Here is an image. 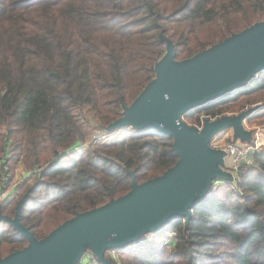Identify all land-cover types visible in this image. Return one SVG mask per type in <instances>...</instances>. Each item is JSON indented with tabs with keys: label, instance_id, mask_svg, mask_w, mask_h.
Returning a JSON list of instances; mask_svg holds the SVG:
<instances>
[{
	"label": "trees",
	"instance_id": "16d2710c",
	"mask_svg": "<svg viewBox=\"0 0 264 264\" xmlns=\"http://www.w3.org/2000/svg\"><path fill=\"white\" fill-rule=\"evenodd\" d=\"M262 20L264 0H0V178L5 160L11 168L20 161L40 169L21 223L42 239L78 213L128 193L132 171L142 183L174 166V138L153 128L66 153L85 141L76 108L87 106L110 125L154 79L167 50L162 37L185 60ZM263 93L264 71L184 119L201 125L243 110ZM168 229L176 230L173 249L144 236L138 249L109 264H264V148L235 183L216 180L188 223L179 217L155 233ZM28 242L0 220V258L5 245L9 254Z\"/></svg>",
	"mask_w": 264,
	"mask_h": 264
},
{
	"label": "water",
	"instance_id": "95a60500",
	"mask_svg": "<svg viewBox=\"0 0 264 264\" xmlns=\"http://www.w3.org/2000/svg\"><path fill=\"white\" fill-rule=\"evenodd\" d=\"M162 39L167 42V55L155 66L161 77L125 106V125L153 128L173 137L177 163L142 183L133 178L128 193L78 213L42 239L21 223L19 204L15 218H2L24 235L29 245L0 258V264H77L88 244L94 246L101 263L109 264L106 250L123 248L141 239L145 231H157L179 217L188 223L194 206L216 180H234L223 169L225 153L212 149L210 142L228 127L243 138V120L259 107L237 116L205 119L201 128L189 125L183 117L246 86L264 71V20L183 61H175L172 42Z\"/></svg>",
	"mask_w": 264,
	"mask_h": 264
},
{
	"label": "rangeland",
	"instance_id": "374dc122",
	"mask_svg": "<svg viewBox=\"0 0 264 264\" xmlns=\"http://www.w3.org/2000/svg\"><path fill=\"white\" fill-rule=\"evenodd\" d=\"M164 38L169 39L167 37H164ZM172 44L176 52V47L174 43ZM166 55H167V52L158 61V64H160V62ZM175 61H183V60H178L175 58ZM258 75H256L254 78L258 77ZM160 77H161L160 73L155 70V77L153 80L160 79ZM254 78H252V80ZM259 97H264V93L259 95ZM259 97L256 103L247 105L241 111L227 113V115L225 116H237L241 112L248 110L251 107H256V106L259 107L260 104L263 105L264 107V100H261ZM254 98L255 97H249L246 100V102L251 101ZM75 111L77 115L76 117L77 123L83 129L86 136H85L84 143L78 144L75 147V149L66 152V153H72L73 156H75V154H77L78 152L86 153L88 150L95 148L97 146H102L106 143L122 141L130 137L133 133L140 132L142 130V129L135 128L132 125H125V117H127V113H125V106L122 111V117H120L115 122L107 126L102 125L98 121L97 116H94V113L92 112V110L87 106L83 108H76ZM263 112H264V108L258 111V113L257 112L252 113L250 116L246 117L245 120H243L242 125L244 124L243 128L245 130V136L243 138H241L240 135L236 136L235 129L233 127H228L226 129L218 131L215 134V136H218L217 140L222 141L221 139L224 136L223 133L225 134V139L223 140V142L224 141H235L240 144L246 145L249 143L247 142V139H250V141L257 143V150L255 152L261 151L264 148V113ZM205 119H218V118H203V120ZM185 122L188 123L189 125L196 126L195 124H192L191 122H187V121ZM227 131L231 132V135L227 136L228 135L226 133ZM8 146H9V149L11 150L8 156H11L13 153L12 147L14 146V143H10ZM253 157L251 159V162L248 163L249 165L253 162ZM9 163L11 162L10 161L7 162V160H5L4 168L6 167L5 168L6 171L4 175L2 176L3 179L0 178V220L2 221V223H7V221H5L4 218H2V216H8L10 218H15L19 204H20L19 214L21 216V208L23 207V202H24L23 200H25V197L29 193V189L33 187L34 183L36 182V178H35V176L37 175L36 173L40 171V169H38L37 172H33L29 170L28 168H26V166H24V164L20 161L15 163L14 168L13 167L11 168L9 166ZM132 176L133 178H135V171H132ZM32 206H35V205L31 204V207ZM5 225H8V224H5ZM52 229H53V225H50L49 231H51ZM155 232L156 231L154 232L145 231L142 235V238L144 236H147L146 239H148L149 241H152L153 244L157 248L159 249L166 248L167 250H171L168 246L162 247V245L164 244L166 240L167 241L175 240L176 230L168 229L167 231L162 232V233H155ZM139 242H140V239L136 242H133L123 247L121 251H116L119 253V260L116 262L121 261V256L123 257L126 251L138 249ZM25 245L26 243L24 244L23 248L27 247L29 245V242L26 246ZM112 251L113 250L111 249L106 250L105 255H104L106 260L111 259ZM7 255H8V247L5 245L3 247L1 257L4 258ZM124 258L125 257H123V259ZM80 263L81 264H103L99 261L95 248L92 244H88L85 246L84 254L81 257V259H79L77 264H80Z\"/></svg>",
	"mask_w": 264,
	"mask_h": 264
},
{
	"label": "built area",
	"instance_id": "2783aa9c",
	"mask_svg": "<svg viewBox=\"0 0 264 264\" xmlns=\"http://www.w3.org/2000/svg\"><path fill=\"white\" fill-rule=\"evenodd\" d=\"M259 107H263V105L260 104ZM201 126H198V128H201ZM212 147L214 149L222 150L225 153L227 162L225 163L223 169L228 171L234 178V180L230 182L235 183L237 181V177L240 173L241 167L251 162L252 152H255L257 150V143L254 142L243 145L235 141L223 142V141L215 140L214 142H212ZM174 242L175 240H170V241L166 240L162 245V247L168 246L170 249H173ZM111 250H113L111 253V259H109L108 261L109 262L111 260L118 261L119 253L116 251L119 250L118 249H111Z\"/></svg>",
	"mask_w": 264,
	"mask_h": 264
},
{
	"label": "crops",
	"instance_id": "0c3cea01",
	"mask_svg": "<svg viewBox=\"0 0 264 264\" xmlns=\"http://www.w3.org/2000/svg\"><path fill=\"white\" fill-rule=\"evenodd\" d=\"M183 119H184V117H183ZM245 120V119H244ZM184 121H185V119H184ZM201 125L203 126V124L201 123ZM201 125H196V127H198V126H201ZM201 126V127H202ZM243 126H244V124H243ZM225 131V130H224ZM228 135L227 136H229V135H231V132H226ZM223 138L221 139L222 141L225 139V134L223 133ZM217 138H218V136H214L213 137V139H212V141L210 142V147L212 148V149H214L213 147H212V142H214L215 140H217ZM247 142H249V143H254V142H252V141H250V139L249 140H247ZM215 150H218V149H215ZM254 153L255 152H252V157L254 156ZM224 162L226 163L227 162V160H226V157L224 156ZM224 168V167H223Z\"/></svg>",
	"mask_w": 264,
	"mask_h": 264
}]
</instances>
